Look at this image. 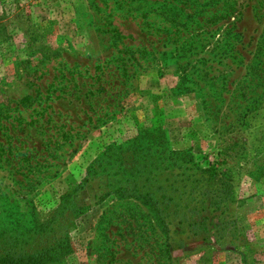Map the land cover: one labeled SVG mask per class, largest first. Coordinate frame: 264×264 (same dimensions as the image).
<instances>
[{"label": "rangeland", "instance_id": "1", "mask_svg": "<svg viewBox=\"0 0 264 264\" xmlns=\"http://www.w3.org/2000/svg\"><path fill=\"white\" fill-rule=\"evenodd\" d=\"M0 23V228L50 219L54 264H264V0H0ZM138 125L231 176L234 245L168 253L140 200L105 195L89 168Z\"/></svg>", "mask_w": 264, "mask_h": 264}, {"label": "trees", "instance_id": "2", "mask_svg": "<svg viewBox=\"0 0 264 264\" xmlns=\"http://www.w3.org/2000/svg\"><path fill=\"white\" fill-rule=\"evenodd\" d=\"M3 30L0 25V34ZM136 130L133 138L109 143L89 168L104 175L109 186L105 195L140 200L159 222L168 253L183 247L173 233L197 240L201 252L216 246L218 240L234 245L241 236L231 210L237 201L231 176L219 172L213 163L202 165L190 148H171L157 126L138 125ZM174 214L180 225L173 229L168 224ZM50 222L14 231L0 228V264L61 261L72 248L68 234L60 235Z\"/></svg>", "mask_w": 264, "mask_h": 264}]
</instances>
